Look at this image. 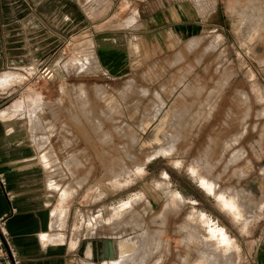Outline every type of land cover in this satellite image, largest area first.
Masks as SVG:
<instances>
[{
	"label": "rangeland",
	"instance_id": "374dc122",
	"mask_svg": "<svg viewBox=\"0 0 264 264\" xmlns=\"http://www.w3.org/2000/svg\"><path fill=\"white\" fill-rule=\"evenodd\" d=\"M187 4L186 22L142 3L134 29L87 23L89 41L62 19L54 57L1 95L23 105L61 227L132 264H264V0Z\"/></svg>",
	"mask_w": 264,
	"mask_h": 264
},
{
	"label": "crops",
	"instance_id": "0c3cea01",
	"mask_svg": "<svg viewBox=\"0 0 264 264\" xmlns=\"http://www.w3.org/2000/svg\"><path fill=\"white\" fill-rule=\"evenodd\" d=\"M164 1L0 0V172L11 194L7 199L0 190V218H3L9 242L21 264L132 263L124 258L129 250L125 245H119V241L113 247L115 253L110 254L108 241L75 235L61 227L40 149L22 115L23 105L18 104L14 109L5 106L6 98L1 95V88L11 87L14 80L23 81L25 78L14 76L44 64L46 53L52 51L54 57L55 46L60 41L62 19L71 23L84 21L83 36L88 41L93 39V35L87 31L90 26L87 23L116 21L118 26L122 24L123 29H134L135 22L142 21L141 15L145 10L151 14L148 21H187L182 10L184 5H188V0H166V4ZM142 3L145 10L139 8ZM175 28H178L177 34L182 35L192 27L185 23ZM116 36L104 31L95 35V39H100L99 46L105 50L108 39ZM93 46H89L90 53L94 51ZM37 108L36 103L29 105L30 120L34 119ZM3 263L0 257V264Z\"/></svg>",
	"mask_w": 264,
	"mask_h": 264
},
{
	"label": "built area",
	"instance_id": "2783aa9c",
	"mask_svg": "<svg viewBox=\"0 0 264 264\" xmlns=\"http://www.w3.org/2000/svg\"><path fill=\"white\" fill-rule=\"evenodd\" d=\"M5 177L0 172V190L4 193L7 199L11 198V194L7 191ZM0 257L3 259V264H21V260L15 249L9 242V237L3 226V218H0Z\"/></svg>",
	"mask_w": 264,
	"mask_h": 264
},
{
	"label": "bare ground",
	"instance_id": "6f19581e",
	"mask_svg": "<svg viewBox=\"0 0 264 264\" xmlns=\"http://www.w3.org/2000/svg\"><path fill=\"white\" fill-rule=\"evenodd\" d=\"M201 180V179H200ZM204 180V179H203ZM202 182V181H201ZM203 183V185L206 187V188H208L210 191H211V189H212V184L210 183V182H202ZM229 199H230V205L231 206H235V207H237L236 206V204H235V202H236V200L234 199V198H231V197H228ZM235 210H236V208H234ZM212 235H213V233H212ZM216 235V234H215ZM214 236V235H213ZM216 237V236H215ZM217 239V238H216ZM219 240V239H218Z\"/></svg>",
	"mask_w": 264,
	"mask_h": 264
}]
</instances>
